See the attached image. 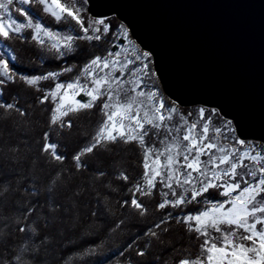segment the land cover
Listing matches in <instances>:
<instances>
[{"label":"snow or ice","instance_id":"6c2138e0","mask_svg":"<svg viewBox=\"0 0 264 264\" xmlns=\"http://www.w3.org/2000/svg\"><path fill=\"white\" fill-rule=\"evenodd\" d=\"M112 20L92 15L91 0H0V119L26 121L30 115L18 94L5 100L9 85L38 92L36 102L49 115L34 160L53 166L44 192L47 214L39 202V181L13 169L20 178L14 187L11 179L0 176V202L10 194L22 195L20 187L29 194L25 203L16 204L15 220L0 217L5 252L14 232L23 234L18 243L13 241L16 247L10 254L0 252V264H45L53 237L42 229L53 223L49 216L64 208L53 197L55 186L66 175L86 171V157L97 151L111 156L113 149L129 145L142 153L140 175L133 179L113 163L112 175L122 187L114 188L111 182L105 187L109 193L123 191L120 208L141 218L149 211L143 198L158 196L161 215L140 234L145 237L143 247L137 243L140 236L126 245L136 246L135 258L142 260L118 253L127 264H168L148 257L153 240L165 243L162 236L172 223L182 226L192 242L168 245L174 253L172 264H264V136L246 135L235 117L218 105L205 102L183 110L177 100L165 96L154 53L134 40L129 26ZM13 40L33 47L37 67L46 62L62 67L39 74L18 72V57L6 43ZM82 50L87 52L83 64L68 65ZM42 82L54 83L46 90ZM81 116L96 117L94 132L84 133L86 142L71 157L73 167L65 168L68 157L60 139ZM10 151L16 154L19 148ZM108 175L96 168L91 179L104 182ZM97 203L93 215L106 217V206L99 199ZM124 223L118 220L113 231Z\"/></svg>","mask_w":264,"mask_h":264},{"label":"trees","instance_id":"16d2710c","mask_svg":"<svg viewBox=\"0 0 264 264\" xmlns=\"http://www.w3.org/2000/svg\"><path fill=\"white\" fill-rule=\"evenodd\" d=\"M109 18H113L114 24L122 23L115 16ZM6 43L18 57L15 62L18 72L39 74L50 70H60L62 67L58 62H46L37 67L39 63L37 52L30 44L18 40ZM86 55L87 52L82 50L70 58L67 64H83ZM65 78L61 77L62 80ZM53 83L42 82V86L47 90ZM17 94L20 98L19 103L31 111L26 121L24 118L0 119V165H2L0 166V176L11 179L14 187L17 186V181L20 178L15 177L13 169L26 173L33 180L39 181V184L36 185L41 191L39 202L44 206V214H47L48 209L45 204L47 196L44 195V192L50 186L48 177L53 174V166L37 162L34 157L38 155L37 144L47 127L49 114L44 106H40L36 102V96L39 93L27 87L18 86V84L9 85L5 89L4 98L10 101ZM182 109L191 110L190 107ZM95 120V116L91 118L81 116L76 121V126L64 130L60 144L62 153L68 157L65 161V168L73 167L71 157L86 142L84 133L91 134L94 132ZM26 145H30V147ZM15 147L19 148V152L16 154L10 151ZM141 155L142 153L131 145L113 149L111 156L103 151H97L90 157H86L89 161V168L86 171L73 172L71 176L66 175L55 186L53 197L56 203L63 204L64 208L49 216L53 223L42 229L43 234L53 237V243L46 256L45 264H73V261L76 260H87L88 264H105V262L107 264H127L124 256L118 255L120 252H124L125 256L135 258V252L138 248L134 246L132 249H126V245L146 231L154 221H158L161 215L156 210L159 197L143 198L149 211L147 216L141 218L130 210L126 211L120 208L119 202L124 196L123 191L109 193L105 185L109 182L114 188L120 185V182L112 175L113 163L116 168L126 171L133 179L138 177L142 171ZM16 160L20 162L16 163ZM96 168L108 171L109 175L104 178V182L91 179ZM120 186L122 187V185ZM19 192L22 195L10 194L5 201L0 202V217L7 216L9 219L15 220L18 214L16 204L25 203V197L29 196L28 193L24 192L23 187L19 188ZM98 199L107 208L108 215L106 217L93 215L94 210L99 207ZM120 219L125 220L124 226L113 231L116 222ZM166 226L170 227L171 230L162 236L165 243L160 244L153 240L148 258L150 260L152 257H160L166 259L168 264H172L170 257L174 253L168 245L179 247L192 242L185 236L182 226L174 223ZM22 237L23 234L14 232L13 240L6 242L9 245L8 251L5 252L4 246L0 244V252H4L5 255L10 254L11 249L16 247L13 241L18 243ZM144 239L145 237L140 236L137 241L140 247H143ZM177 241H181L182 244H176ZM90 249L94 250L91 256L88 255ZM192 251L195 252L196 250L193 248ZM44 255L42 253V256ZM68 257L71 259H65ZM135 259L142 260L143 258Z\"/></svg>","mask_w":264,"mask_h":264},{"label":"water","instance_id":"95a60500","mask_svg":"<svg viewBox=\"0 0 264 264\" xmlns=\"http://www.w3.org/2000/svg\"><path fill=\"white\" fill-rule=\"evenodd\" d=\"M91 13L131 28L182 108L218 105L264 136V0H91Z\"/></svg>","mask_w":264,"mask_h":264},{"label":"rangeland","instance_id":"374dc122","mask_svg":"<svg viewBox=\"0 0 264 264\" xmlns=\"http://www.w3.org/2000/svg\"><path fill=\"white\" fill-rule=\"evenodd\" d=\"M0 47H3L2 45H0ZM166 96V95H165ZM167 97V96H166ZM190 108H192V107H190Z\"/></svg>","mask_w":264,"mask_h":264}]
</instances>
